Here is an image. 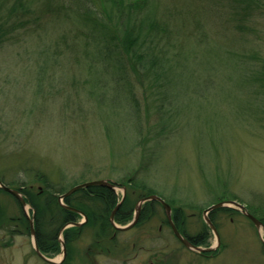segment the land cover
<instances>
[{
  "label": "rangeland",
  "instance_id": "rangeland-1",
  "mask_svg": "<svg viewBox=\"0 0 264 264\" xmlns=\"http://www.w3.org/2000/svg\"><path fill=\"white\" fill-rule=\"evenodd\" d=\"M1 1L8 5L5 15L15 0ZM183 1L186 11L179 0L169 1L174 15L168 20L169 43L189 36L194 46L185 67H170L171 98L164 95L166 77L142 85L131 69L130 81H119L125 72L109 56L96 62L105 73L112 66L113 73L103 83H88L92 60L78 54L88 48L102 54L103 48L90 42L86 48L74 20L19 28L13 27L23 19L7 20L10 37L0 44V181H24L44 194L47 184L40 176L65 193L81 183L111 180L126 188L131 207V218L119 226L132 222L139 201L150 195L179 208L189 234L205 228L203 212L222 201H238L264 219V0H248V13L225 2L215 4L213 13L203 8L208 1ZM196 35L210 39L208 45L198 47ZM47 56L56 60L41 72L44 63L38 62ZM170 108L176 116L164 117L172 133L153 147L155 131L165 122L162 109ZM153 158V171L139 176L155 193L142 196L146 191L129 179ZM114 191L121 201L123 190ZM146 204L145 215L127 232H116L112 224L100 230L98 224L73 233L62 264H264L260 232L240 211H217L221 246L217 255L203 256L178 241L161 204ZM0 206L4 226L16 231L0 229V264H49L18 222L24 214L18 202L0 193ZM28 214L32 217L30 208ZM209 235L203 247L216 245L215 234ZM63 256L61 245L60 253L48 257Z\"/></svg>",
  "mask_w": 264,
  "mask_h": 264
},
{
  "label": "trees",
  "instance_id": "trees-1",
  "mask_svg": "<svg viewBox=\"0 0 264 264\" xmlns=\"http://www.w3.org/2000/svg\"><path fill=\"white\" fill-rule=\"evenodd\" d=\"M169 1L171 0H15L12 6L8 7L11 10L3 15V9L7 8L8 5H6V2L0 0V44L6 41V38L10 37L9 24L6 23L7 20L23 19V23H16L13 28H19L26 22L39 26L41 20H43L42 24L44 25H50L55 20H74L82 27L84 32L82 40L85 42V47L87 45L86 48L89 47V42L98 44L100 50L103 48L102 54L100 53L101 55L99 53L94 54L89 48L84 49L78 54L80 58L82 57V60H92L89 64V69H93V74L90 79H88L90 80L88 83H103L106 81L105 75L113 73L111 65V68L105 73L104 68L99 70L100 68H98L99 66L96 62L97 60L98 62H103V59L108 61L107 57L109 56L111 60L118 64L119 71L125 72H121L122 75L118 77L119 81L124 77V80L130 81L128 71L131 69V71L135 72L137 79L142 85L145 84V79L148 80V82L157 83L163 81L166 77V83H164L166 84V92L164 95L171 98L172 95L170 90L172 89V84L175 82V78L170 76L173 73V68L185 67V64L189 59V55L188 57L185 55L189 54L188 48H191L194 45L193 43L191 44V38L189 36L188 38L182 36L178 39V42L172 41L173 43H169L172 38V32L169 31L168 20L174 17L172 12L173 8L170 6ZM172 1L174 2V0ZM202 1H208V4H203V8L209 9L213 13L214 11L212 8L215 7V4L218 3V6H223L224 2L227 6L238 8L234 9L236 12L240 11L248 13L252 11V6H250L252 3L248 2V0H218L216 2L213 0H199V2ZM179 2L183 3L184 11L189 9V4H187L186 1L179 0ZM183 10L178 12H182ZM178 12H176L175 17L179 15ZM182 20L183 19H180V21ZM184 28L186 29V27ZM35 30L38 32V29ZM166 35H168L169 38H167ZM196 36L198 37L195 38V40L192 39L198 47H205V45H208L210 39L200 37L199 35ZM206 40H208L207 44H205ZM172 47H176V49L171 51ZM55 60L54 57L50 56L39 60L38 63H44L40 68L41 72H43L45 66L55 62ZM171 66L173 68H170ZM126 86L131 91V84L126 82ZM157 86L158 85H156V87ZM132 93L133 92H130L128 95H131ZM132 99L133 96H130L129 100L132 101ZM169 101L172 103V99H169ZM161 115L165 122L162 124L160 122L159 125L161 128L158 129V132L155 131L156 144H154L153 147L155 145H160V142L167 137V135L170 136L172 133L167 132L169 128L165 117L169 116L168 120L171 121L172 118L176 116V112L171 108L164 111L162 109ZM139 131L141 130L139 129ZM152 137L149 139H152ZM139 143L141 145L143 144L141 142H138V144ZM155 158L148 160L145 159V161L142 162L141 167L136 170L134 175L129 179L132 186H136L137 188L146 191V194H143L142 196H146L149 193H155L153 189H148V187H146V183L140 182L141 174L144 172L148 174L150 171H153L152 165L155 163ZM40 178H42L41 180L43 184H47L44 189V194L41 192L35 194L32 187H29V183L24 181H17L16 184L7 182L3 183L20 190L25 196L26 201L33 207V209H35V225L39 247L45 255L52 256L61 252L59 234L62 228L67 224L78 222L81 219V215L61 206L59 196L64 194L66 190L55 189L54 185L48 183L49 180L44 179V177L41 176ZM140 183L143 185L142 187L140 186ZM0 193L6 192L0 190ZM11 197L13 196L11 195ZM15 200L17 201V199ZM17 202L19 204V201ZM118 202V196L114 190L99 186L79 190L73 195L67 197L65 199V204L78 211L84 212L89 219L85 226L81 228H69L64 232V239L67 248L70 249V244L74 243L73 233L77 234L87 226H95L99 224L100 230H105L106 227H110V216ZM167 202L171 204L169 201ZM155 203L157 204L159 202H149L146 204V207H148V205H154ZM0 209L2 210L1 206ZM1 210L0 229L4 228L5 230H10L11 226H4L2 222ZM219 210L227 213H238L235 209L222 208ZM219 210L212 212L211 220L213 222L215 221L213 217ZM248 210L260 219V216L255 210L250 207ZM127 212L131 215L129 199L126 198L116 214V221L119 223L127 222L131 218ZM181 214L182 212L179 208L173 210V216L177 227L183 229V232L195 245H206L209 242V232L211 231L208 225L204 224L205 228H202L197 234H189L185 228V222L180 219L182 217ZM144 215L145 209L141 213V219ZM260 220L264 224V219ZM18 222L26 231L30 230V223L24 214ZM166 222L168 221L166 220ZM5 225L7 224L5 223ZM49 225H51L52 228H50ZM10 233L15 234L16 231L10 230ZM218 252L219 251H216L209 255H217Z\"/></svg>",
  "mask_w": 264,
  "mask_h": 264
},
{
  "label": "water",
  "instance_id": "water-1",
  "mask_svg": "<svg viewBox=\"0 0 264 264\" xmlns=\"http://www.w3.org/2000/svg\"><path fill=\"white\" fill-rule=\"evenodd\" d=\"M93 186H99V187H106L112 190H116L117 188H121L123 190V198L122 201L120 203H118V205L116 206L115 210L112 212L111 214V224L113 225V227L120 232H126L131 230L132 228H134L137 224L138 221L140 219L141 216V212H142V208L143 205L148 203V202H152V201H157L159 203H161V205L164 207L168 222L175 234V236L178 238V240L189 250L199 253V254H207V253H212V252H216L217 249L221 246V237L219 234V231L217 229V227L214 225V223L212 222L210 215L212 212L222 209V208H230V209H235L240 211L243 215H245L251 222H253V224L256 226L257 230L260 232L261 235V239L263 241L264 244V234H262V231L264 233V224L263 222L258 219L256 216H254L249 210L248 208L238 202V201H233V200H229V201H222L219 203H216L210 207H208L204 212H203V217L205 220V223L208 225V227L212 230V232L215 234L216 236V245L211 246V247H202V246H198L195 245L194 243H192L188 238L184 237L177 229L176 224L173 220V215H172V207L160 196L158 195H150V196H146L144 198H142L137 207H136V212H135V217L133 219V221L131 223H129L126 226H119L116 221H115V216L118 212V210L120 209L121 205L123 204L125 198H126V188L125 187H120L118 184L110 181V180H94V181H90V182H85V183H81L78 184L74 187H72L69 191H67L65 194L61 195L59 197V202L62 205L63 208L70 210V211H74L77 212L79 214H81L84 217V221L80 222V223H70L67 224L65 227L62 228V230L60 231L59 234V241L62 245V250H63V259L61 261H56L53 259L48 258L40 249L39 244H38V240H37V229H36V225H35V221L34 219L29 218V223H30V233L33 239V245H34V249L36 254L45 262L49 263V264H62L67 256V246H66V241L63 237L64 232L69 229L70 227H81L82 225H84L85 223L88 222V217L81 211H78L75 208H71L69 206H67L64 203V200L71 196L72 194L76 193L79 190L85 189V188H90ZM0 188L3 189L4 191L8 192L9 194L13 195L19 202H21V204L23 205V207L26 208H30L32 209V207L26 202V199L23 195L22 192L13 189L9 186H6L4 183L0 182ZM35 212V211H34ZM36 213V212H35ZM34 213V216H35ZM29 215V214H28ZM33 216V217H34ZM30 217V216H29Z\"/></svg>",
  "mask_w": 264,
  "mask_h": 264
},
{
  "label": "bare ground",
  "instance_id": "bare-ground-1",
  "mask_svg": "<svg viewBox=\"0 0 264 264\" xmlns=\"http://www.w3.org/2000/svg\"><path fill=\"white\" fill-rule=\"evenodd\" d=\"M18 191H20V190H18ZM20 192H21V191H20ZM26 202H27V201H26ZM27 203H28V202H27ZM28 204H29V203H28ZM19 205H20L21 211H23L24 214H26V216H27L26 219H27L28 221H30L29 218L34 219V221L36 220V213H35L36 211H35V209H33V207H32L30 204H29V205L32 207V209H30V210L32 211V217L30 216V214L28 215V208L25 209V208L23 207V205L21 204V202H19ZM114 210H115V209H114ZM114 210H113V211H114ZM34 211H35V212H34ZM34 213H35V216H34ZM127 214H129V212H127ZM129 215H130V214H129ZM24 216H25V215H24ZM29 216H30V217H29ZM33 216H34V217H33ZM140 219H141V216H140ZM140 219H139V220H140ZM138 222H139V221H138ZM86 224H87V223H85V224L82 225V226H85ZM82 226H81V227H82ZM176 227H177V225H176ZM177 229H178V231H179L184 237L188 238V236L183 232V229H179L178 227H177ZM176 238H177V237H176ZM188 239H189V238H188ZM189 240H190V239H189Z\"/></svg>",
  "mask_w": 264,
  "mask_h": 264
}]
</instances>
